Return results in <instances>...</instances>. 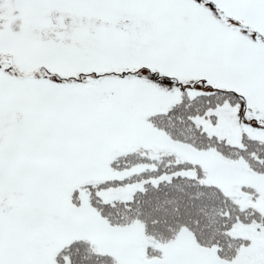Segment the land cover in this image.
I'll list each match as a JSON object with an SVG mask.
<instances>
[{
  "label": "snow or ice",
  "instance_id": "6c2138e0",
  "mask_svg": "<svg viewBox=\"0 0 264 264\" xmlns=\"http://www.w3.org/2000/svg\"><path fill=\"white\" fill-rule=\"evenodd\" d=\"M0 264H264V0H0Z\"/></svg>",
  "mask_w": 264,
  "mask_h": 264
}]
</instances>
